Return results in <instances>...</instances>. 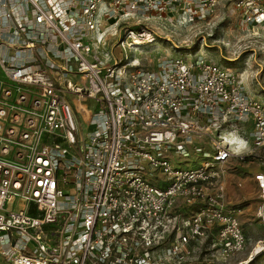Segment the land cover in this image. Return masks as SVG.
<instances>
[{"label": "built area", "instance_id": "2783aa9c", "mask_svg": "<svg viewBox=\"0 0 264 264\" xmlns=\"http://www.w3.org/2000/svg\"><path fill=\"white\" fill-rule=\"evenodd\" d=\"M219 1L0 0L5 264H182L204 243L227 261L246 247L222 177L234 158L264 160V100L203 54L149 69L101 50L119 28L122 48L152 41L141 16L191 23ZM230 1L264 21V0ZM254 181L264 222L263 170Z\"/></svg>", "mask_w": 264, "mask_h": 264}, {"label": "rangeland", "instance_id": "374dc122", "mask_svg": "<svg viewBox=\"0 0 264 264\" xmlns=\"http://www.w3.org/2000/svg\"><path fill=\"white\" fill-rule=\"evenodd\" d=\"M141 22L152 31V41L122 48L117 45L119 28L118 34H108L101 50L108 51L112 58L125 55L136 58L141 68L149 69H156L164 59L175 55L190 60L195 54H203L231 67L243 78L250 93L264 100V21L246 23L242 20V10L232 1L220 0L206 19L179 23L151 13L149 18L141 16ZM127 23L139 26L135 18ZM82 129H86V126L82 125ZM193 160L188 162L189 166H194L201 159L195 163ZM263 165L264 160L259 156L245 161L234 159L224 164L222 181L226 202L228 206L241 209L239 217L248 239L246 247L229 260L221 261L211 255L206 243L200 244L184 264H264V253L254 252L258 240L264 237V222L256 215L258 191L250 180L252 172H259L258 168ZM177 209L185 212L186 207L180 205L172 211ZM0 260L5 264L6 261Z\"/></svg>", "mask_w": 264, "mask_h": 264}, {"label": "crops", "instance_id": "0c3cea01", "mask_svg": "<svg viewBox=\"0 0 264 264\" xmlns=\"http://www.w3.org/2000/svg\"><path fill=\"white\" fill-rule=\"evenodd\" d=\"M246 87V86H245ZM247 89V88H246ZM248 90V89H247ZM248 92L250 93V91L248 90ZM250 95H252V93H250ZM254 96V95H253ZM256 97V96H255ZM235 159V158H234ZM232 159V160H234ZM237 160V159H236ZM239 161V160H238ZM258 170H263L264 171V165L259 167ZM257 171V170H256ZM254 173L255 171L252 172V175L250 176V180L253 182L254 186L256 187V182L254 181Z\"/></svg>", "mask_w": 264, "mask_h": 264}, {"label": "trees", "instance_id": "16d2710c", "mask_svg": "<svg viewBox=\"0 0 264 264\" xmlns=\"http://www.w3.org/2000/svg\"><path fill=\"white\" fill-rule=\"evenodd\" d=\"M134 27L139 28L138 26H134ZM245 159H251V156L247 155V156H245L244 159L241 160V161H245ZM261 253H264V250L261 251ZM182 264H184V263H182Z\"/></svg>", "mask_w": 264, "mask_h": 264}]
</instances>
